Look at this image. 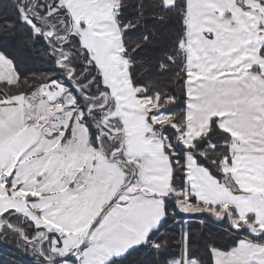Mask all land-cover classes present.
Returning a JSON list of instances; mask_svg holds the SVG:
<instances>
[{"label":"snow or ice","instance_id":"6c2138e0","mask_svg":"<svg viewBox=\"0 0 264 264\" xmlns=\"http://www.w3.org/2000/svg\"><path fill=\"white\" fill-rule=\"evenodd\" d=\"M91 6L107 19L12 0L0 25V245L19 264H264V0ZM37 59L61 108L29 125ZM185 214L226 240L198 244Z\"/></svg>","mask_w":264,"mask_h":264},{"label":"trees","instance_id":"16d2710c","mask_svg":"<svg viewBox=\"0 0 264 264\" xmlns=\"http://www.w3.org/2000/svg\"><path fill=\"white\" fill-rule=\"evenodd\" d=\"M12 5V0H0V25H2L6 20H15V11L11 7ZM23 30H21V33L17 36L16 40L14 41L15 46H16V51L17 54H20V46L21 45V39L20 36H22ZM139 33H131L129 37L126 38V42L129 46V48H132L134 44L138 41L139 39ZM13 41L9 40L8 41V51H11V46H12ZM160 42H157V46H159ZM132 53H130L131 55ZM141 58H137L139 61ZM21 70H26L25 65L21 64L20 65ZM28 67H31L33 69L32 72L28 73L29 76V81L32 84L34 88L37 90L40 88L39 82L36 81L35 79L32 78L33 75H38L39 72L42 69H47L49 65L44 64L42 60L37 59L35 64H32L29 62ZM137 69H139V64L137 65ZM143 74L137 70L136 72V79L141 80L143 79ZM165 81L162 79L161 83H164ZM24 91V92H29V85L27 83H24L21 81L20 85L18 88H15L12 90V93L15 94L17 91ZM176 92L179 94L180 89L179 87H176ZM201 216L199 215H192L191 217L185 218V222L182 225L183 227H186L190 230V232L194 235V238L196 242L203 243L208 240L216 239L218 242L223 243L226 240V237H222L221 233L223 231L224 225H213L211 228H203L200 226V221ZM180 229L176 228L175 231L172 230V226L169 225L167 228V235L172 236L176 235L179 233ZM178 239V236H177ZM16 246L13 243H7L5 245H0V264H19V260L22 257V253H18L15 250ZM172 252H177L178 248L175 246V241H173V247L171 248ZM141 257H138L134 254L133 257L130 259L136 260L140 259Z\"/></svg>","mask_w":264,"mask_h":264},{"label":"rangeland","instance_id":"374dc122","mask_svg":"<svg viewBox=\"0 0 264 264\" xmlns=\"http://www.w3.org/2000/svg\"><path fill=\"white\" fill-rule=\"evenodd\" d=\"M76 2H77V5H83L84 6L85 11H87V13L89 14V19L90 20H92L95 17H103V18L107 19V16L103 15V11L102 10H98L97 8L91 6V5L96 3V0H76ZM80 14L82 15L83 13H80ZM93 35H95V34H93ZM115 38H116L115 33L113 31H109V30H105L103 32V34L100 35V37H99V39L104 40V41L109 42V43L112 40H114ZM45 87H46V85L43 86V87H40L37 90V97L32 101V114L33 113L35 114L36 119H41V117H44L45 115H47V113L49 111H51V110L55 111V110L61 108V104L60 103H58L59 105L58 104L53 105L55 107L54 109H52V107H49L48 104H44L43 105V102L40 99V94H41V91H45L44 90ZM37 104L41 105V107L39 109H37L35 107V105H37ZM26 105H28V104L26 103ZM40 110L42 111L41 113H40ZM3 193H4V189L1 186L0 187V200L5 199ZM192 215H199V214H191V215L185 214L184 219L188 218V217H191Z\"/></svg>","mask_w":264,"mask_h":264},{"label":"bare ground","instance_id":"6f19581e","mask_svg":"<svg viewBox=\"0 0 264 264\" xmlns=\"http://www.w3.org/2000/svg\"><path fill=\"white\" fill-rule=\"evenodd\" d=\"M44 90L45 91H41V93H43V92H46L47 93V99H48V101H52V100H54V99H56V97L59 95V93H58V91L57 90H55V89H53L52 91H48V89H47V86L44 88ZM40 91V90H39ZM40 94V93H39ZM42 102H43V105L44 104H48L47 103V101H43L42 100ZM56 104H58V103H56ZM59 105V104H58ZM34 118V117H33ZM32 118V119H33ZM31 119V120H32ZM51 130H53V129H51ZM54 131V130H53Z\"/></svg>","mask_w":264,"mask_h":264},{"label":"crops","instance_id":"0c3cea01","mask_svg":"<svg viewBox=\"0 0 264 264\" xmlns=\"http://www.w3.org/2000/svg\"><path fill=\"white\" fill-rule=\"evenodd\" d=\"M18 99H20L21 101V104H20V109H18V111H23V112H27V105L26 103L24 102V98L23 97H19ZM29 125H32L30 124V122L28 121ZM10 170V169H9ZM1 187V186H0Z\"/></svg>","mask_w":264,"mask_h":264},{"label":"built area","instance_id":"2783aa9c","mask_svg":"<svg viewBox=\"0 0 264 264\" xmlns=\"http://www.w3.org/2000/svg\"><path fill=\"white\" fill-rule=\"evenodd\" d=\"M28 107H29V105H27V110H28ZM51 107H52V109L55 108L53 105H52ZM51 111H52V110H51ZM41 112H42V111L40 110V113H41ZM32 115L34 116V118H33L32 120H29L30 124L35 123L36 120H37L35 114L33 113ZM42 119H43V117H41L40 120H42ZM48 127L51 128V125L49 124ZM53 130L56 131L57 129H53Z\"/></svg>","mask_w":264,"mask_h":264}]
</instances>
